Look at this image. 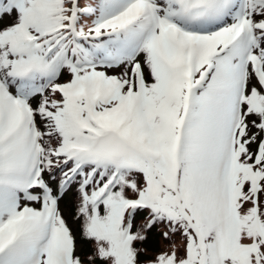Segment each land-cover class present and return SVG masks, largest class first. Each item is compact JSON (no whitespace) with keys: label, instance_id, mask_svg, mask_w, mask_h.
I'll list each match as a JSON object with an SVG mask.
<instances>
[{"label":"snow or ice","instance_id":"6c2138e0","mask_svg":"<svg viewBox=\"0 0 264 264\" xmlns=\"http://www.w3.org/2000/svg\"><path fill=\"white\" fill-rule=\"evenodd\" d=\"M0 264H264V0H0Z\"/></svg>","mask_w":264,"mask_h":264}]
</instances>
